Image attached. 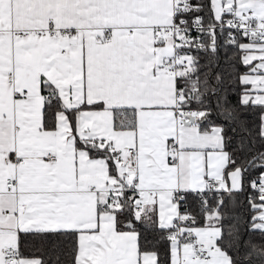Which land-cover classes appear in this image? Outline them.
Listing matches in <instances>:
<instances>
[{"label": "snow or ice", "instance_id": "1", "mask_svg": "<svg viewBox=\"0 0 264 264\" xmlns=\"http://www.w3.org/2000/svg\"><path fill=\"white\" fill-rule=\"evenodd\" d=\"M0 264H264V0H0Z\"/></svg>", "mask_w": 264, "mask_h": 264}]
</instances>
